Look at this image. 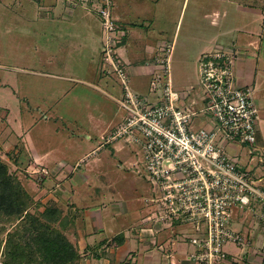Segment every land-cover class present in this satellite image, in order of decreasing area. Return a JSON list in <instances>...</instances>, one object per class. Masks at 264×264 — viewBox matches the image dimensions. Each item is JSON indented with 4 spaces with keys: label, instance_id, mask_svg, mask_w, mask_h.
Here are the masks:
<instances>
[{
    "label": "rangeland",
    "instance_id": "rangeland-1",
    "mask_svg": "<svg viewBox=\"0 0 264 264\" xmlns=\"http://www.w3.org/2000/svg\"><path fill=\"white\" fill-rule=\"evenodd\" d=\"M252 3L253 0H0V160L31 195L29 210L56 206L64 216L70 214L72 203L78 205L82 212L74 210V225L65 230L78 249L84 248L85 240L93 243L102 239L96 233L97 221L104 218L105 209L120 211L136 250L141 247L162 256L166 245L174 241L180 246V255L187 257L192 224H172L154 202L159 193L147 178L141 150L130 144L129 138L116 139L115 143L123 146L120 150H116L115 143L103 147L102 137L111 136L125 123L126 113L121 106L125 92L155 103L160 100V88L166 84L168 71L173 88L191 86L181 106L203 108L207 99L199 84L196 55L222 27L240 25L245 14L251 12L241 6ZM102 5L124 32L125 48L119 45L124 37L112 38L106 33L98 13ZM214 11L219 15L213 24ZM245 20L248 22V17ZM149 46L155 51L146 53ZM165 49H171L167 71L162 66L155 68L159 63L155 55L160 57L159 52L165 54ZM136 54L139 55L133 63L131 57ZM146 63L144 71L138 70L139 64ZM156 74L159 87L152 89ZM249 88L253 90L260 118L257 127L264 140V101L260 89ZM203 116L196 113L192 126H206ZM226 143L220 142L223 148ZM239 145V155L234 158L238 168L254 174L264 190V149L258 150L256 143ZM74 172H82V182L77 176L71 178ZM114 202L117 204L113 209ZM231 210L233 219L235 207ZM241 211L242 222L254 218L246 208ZM120 218L114 221L120 223ZM13 223L0 222V226L8 231ZM230 226L239 232L231 222ZM5 236L6 232L0 233V240L4 241ZM234 246L242 244L229 241L225 251ZM259 249L264 250V244ZM2 250L1 244L0 264ZM137 257L136 254L130 259L136 263ZM235 257L238 260L228 259V264H246L239 254Z\"/></svg>",
    "mask_w": 264,
    "mask_h": 264
},
{
    "label": "built area",
    "instance_id": "built-area-1",
    "mask_svg": "<svg viewBox=\"0 0 264 264\" xmlns=\"http://www.w3.org/2000/svg\"><path fill=\"white\" fill-rule=\"evenodd\" d=\"M99 14L106 33L120 39L124 32L110 19L108 9L102 5ZM165 50L157 57V65L167 71L170 50ZM234 60V52L224 48L200 56L198 80L207 102L199 110L179 105V96L169 79L160 88V100L155 103L126 90L121 100L126 121L105 140L129 138L128 142L141 150L147 178L159 193L154 202L172 224H192L188 258L195 264L238 260L224 247L229 241L246 243L230 226L233 206L251 211L253 219L264 226V190L259 180L240 170L234 159L237 154H229L220 144L222 140L254 144L259 132L252 89L238 84ZM156 77L152 89L159 87L158 74ZM196 113L207 114L206 120L212 124L193 127Z\"/></svg>",
    "mask_w": 264,
    "mask_h": 264
},
{
    "label": "crops",
    "instance_id": "crops-1",
    "mask_svg": "<svg viewBox=\"0 0 264 264\" xmlns=\"http://www.w3.org/2000/svg\"><path fill=\"white\" fill-rule=\"evenodd\" d=\"M241 7L243 9H246L247 11H251L250 13L245 14L243 20H241V24H234L233 27H230V25L228 28H219L220 30H218L215 35H213L211 39H209V45L204 48L208 49L207 52H211L216 48H224L233 51L235 54L234 68L236 71L238 84L244 87H257L256 90L260 89L261 100L264 101V0H253L252 4H247L246 6ZM223 13L225 12L223 11ZM218 15L219 13L217 11L213 12V15L211 17V23H216V17ZM245 17H248V22H245ZM132 36H136L135 33H133ZM125 41L126 40L124 37L122 43L119 44L120 48L124 47ZM212 47L214 48L212 49ZM204 48L200 49L196 55L197 63L200 56L205 50ZM151 49L154 50L152 46H149V48L146 50V53H151ZM163 49L164 47L162 48V50ZM171 49L169 53V59L171 57ZM207 52L205 51L204 53ZM138 55L139 54H136L134 57H131L132 59H134L133 63L137 61ZM159 55H162L161 52H159ZM157 57H159L158 54L157 56L155 55V58ZM130 60L131 59L129 58L124 59V61L126 62H129ZM157 64L158 63H155V68L157 66H162L161 64L160 66ZM153 66H149V69ZM147 67V63L145 65L139 64L138 70L141 69V71H144ZM169 76L170 72L168 71V79L170 82ZM172 89L175 90L179 96L178 101L180 106L182 105L181 100L185 99L188 93L192 90L190 85L182 86L178 90L173 87ZM203 115V118L201 117L202 121L205 122L206 125H211L212 122L206 120L205 114ZM106 136L107 134L102 137L103 142L101 143V145H103V147L110 146L111 144H114L116 142H105ZM117 145L120 144H114L116 150H120V147H123L121 145ZM256 145L258 150H260V148L264 149V140L260 132H258ZM224 148L226 149V151L232 153V155H239V144L228 142L226 143ZM133 164H135V162H132V165ZM74 174H71V178L77 176L79 177L78 179L82 182L80 177L82 175V172H74ZM252 175L254 176V178H256L254 174ZM73 187L74 186H72L71 190H73ZM112 204V208L114 209L116 207L115 205L117 204V202H114ZM75 209L78 210L79 213L82 212V209H80L78 205L72 203V205H70L69 207V213L72 215L73 221L75 217ZM105 210L106 213H104V218H99V221L96 220L97 223L99 222V229L96 233L102 235V239L95 240L93 243H90L85 240L84 248L80 249L77 248L78 245L76 244V248L80 255L79 264H194L188 258V256L183 257L180 255V246L177 243L173 244L174 239L171 240V242L173 241L172 244L166 245L167 249L164 251V254H162V256L161 254L156 253V251H147L144 248L142 249L141 247H138V249L136 250L133 246V242H131V240L134 239L130 238V232L128 231L127 223H125L124 220H121L120 218V211H108V209ZM235 210L236 211L232 213L233 219H231L230 222L235 229L239 230L244 240L250 241V244L247 245L245 243L244 245H242V247L234 246L229 248V251L236 255L239 254V257H243V261L246 264H264V256H261L262 249H259L264 244V230L261 229V226L253 218L251 219L249 217V221L247 223L246 221L242 222V211L240 209ZM89 211L90 210H86V212ZM117 218H120V223L114 221ZM90 236L91 234L88 235L86 238ZM139 245H141V243H139ZM136 254L138 256V261L136 263H133L130 258ZM176 255L178 256L176 257Z\"/></svg>",
    "mask_w": 264,
    "mask_h": 264
},
{
    "label": "trees",
    "instance_id": "trees-1",
    "mask_svg": "<svg viewBox=\"0 0 264 264\" xmlns=\"http://www.w3.org/2000/svg\"><path fill=\"white\" fill-rule=\"evenodd\" d=\"M31 202V195L0 160V222H14L8 231L0 226V233L6 232L0 240L2 264H79L78 250L65 233L74 225L72 215L62 216L58 207L49 205L30 211Z\"/></svg>",
    "mask_w": 264,
    "mask_h": 264
}]
</instances>
